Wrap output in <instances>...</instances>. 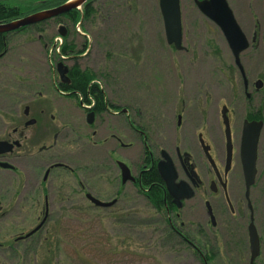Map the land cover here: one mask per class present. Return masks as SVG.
<instances>
[{
  "label": "rangeland",
  "instance_id": "1",
  "mask_svg": "<svg viewBox=\"0 0 264 264\" xmlns=\"http://www.w3.org/2000/svg\"><path fill=\"white\" fill-rule=\"evenodd\" d=\"M58 1L62 0H0L3 4L19 7L28 16L42 13L43 10L50 8L52 2ZM227 1L234 9L242 29L247 30L258 22L264 25V0ZM88 4L96 10V14L92 19V15L87 19L81 14L82 26L77 24L72 27L66 23L35 28L31 26L25 31L8 35V53L5 60L0 62V66L4 63L10 67L13 66L11 74L14 75V79L12 87L4 88L0 84V106H8L12 112L10 116L14 119V127H17L16 122L18 126L21 125L24 110L28 106V102L26 103L22 97V83H32L35 85L32 90L43 93L51 100L57 95L55 86L59 81L58 66L60 64L68 69L73 64H80L83 69H91L93 74L99 75L100 82L102 79L106 80L107 91L111 98L121 99L131 107L138 104L148 114L151 112L153 115L158 114L159 117L170 116V101L173 102L178 91L175 67H178L179 73L187 75L188 83H191L193 89H197L196 79L199 81L206 79L210 84H216L219 74L217 72H215L216 76L212 74L216 69V63H214L216 56L210 43L215 42L212 34L218 36L220 32L212 21L200 13L193 0H181V6L186 43H201V49L195 50L194 54L192 52L191 56L195 58L199 52L198 57L205 59L196 66L195 71H190L185 66L187 63L185 60H191V56L170 51L166 42L159 0H88L75 10L83 13ZM62 27L70 32V39L77 45V49L83 48L84 44L89 42L92 44L91 52H86L83 48L85 53L82 57L81 54L79 55L81 60L61 59L55 45L58 47L61 45L60 29ZM83 27L89 31L87 38L82 36L85 33ZM222 39L224 40L223 37ZM216 42H220L218 37ZM216 48L219 52H223L219 46ZM226 48L225 57L222 58L229 63L231 53L228 47ZM85 58L88 59L85 61L83 60ZM144 59H155L158 69L164 71V74H158L154 81L148 80L150 77L144 76L146 69L142 68L143 70L139 72V65L143 64ZM202 64L204 66H201ZM165 69L170 72L168 80L165 78L167 73ZM189 73H199L204 76H191ZM229 90L223 80L217 91L221 96H228ZM11 96L13 97L10 98ZM59 105L63 107L56 108L61 109V112L67 111L68 122L80 128L83 139H77L78 143L75 145H70V142L59 143L56 152L47 155L39 150L45 143L52 144L53 138L50 132L49 135L46 131L41 134V126L30 129L32 132L31 141H28L30 143L17 152L23 155L25 153L23 151L28 150L34 159L23 158L18 161L16 167L19 171L16 174L6 172V175H12L14 178L12 189L15 195L11 200L14 213L8 220V223H13L14 236L22 231L28 232L37 226V218L40 213L43 214L44 207L42 204L40 208L34 207L33 187L44 175L42 173L44 163L59 160L76 168L77 171L74 174L55 171L54 177L49 180V188L52 192L50 222L48 228L41 232V238L48 231L55 233L60 239L63 237L67 240L70 236L69 245L65 243L64 253L58 264H204L195 256L196 250L194 251L192 246L186 245L178 238L167 236V227L163 218L165 214H156L139 189L131 183L126 185L125 194L119 198V203L111 208L95 207L87 199L86 195L90 193L95 198L108 202V197L114 193L107 188V182H105L107 180L103 176L105 174L99 172L100 167L96 168L99 163L105 164L104 160L110 146H95L85 139L91 133V130L86 129L85 109H73V107H65L64 104H57ZM31 106L32 112L37 113L34 104ZM4 116V113H0V120ZM162 128L160 122L157 131L159 132ZM158 143L155 146L157 150L165 147L166 144L168 147L171 145L164 141ZM142 152V144L134 146L133 151H126V158L132 160L133 165L130 166L136 174L141 168ZM27 182L30 199H18L16 192L21 195ZM81 184H84V189ZM195 200L189 202L188 206L197 205L193 204ZM8 202L10 201L7 200ZM132 213L135 216L129 217L128 214ZM122 216L125 219L123 222ZM197 219L202 223L205 235L220 230L223 231L224 236H227L234 228L230 216H226L221 227L216 229L206 225L201 207L198 209ZM248 223V221L244 222L246 226ZM2 224L8 227L5 222ZM259 224L262 230L264 218H260ZM227 237L231 238V236ZM40 241L33 242L29 246L33 248L28 256L25 254V247L11 256L1 255L0 264H37L35 260L39 257L37 248L38 243L41 244ZM226 241L218 240L215 243L211 235L207 238L196 237L191 240L194 245L202 249L203 253L216 255L210 264H237L239 260L247 263L246 254L235 247L234 237L231 241L226 238ZM27 244L28 242L26 247Z\"/></svg>",
  "mask_w": 264,
  "mask_h": 264
},
{
  "label": "flooded vegetation",
  "instance_id": "2",
  "mask_svg": "<svg viewBox=\"0 0 264 264\" xmlns=\"http://www.w3.org/2000/svg\"><path fill=\"white\" fill-rule=\"evenodd\" d=\"M198 1L203 2L206 0ZM193 2L196 5V0H193ZM232 11L233 13L235 12L233 8ZM200 13L204 15L201 11ZM235 18L237 20L236 16ZM215 27L220 33L218 36L214 33L212 34L215 42L210 44L214 48L216 56L214 58L216 69H214L212 74L214 76H216L215 72L219 74L216 84L212 85L206 79L200 81L196 79L198 82L197 89H193L191 83H188L187 75L184 72V74L179 73L178 67H175L178 91L173 102L170 101L169 117L166 115L159 117L158 114L153 115L151 112L148 114L138 104L131 107L126 105L121 99L111 98L107 91L106 80L102 79L100 82L98 79L99 75L93 74L91 69L87 70L96 77L92 85L98 84L104 97V108L101 111L97 109V100L92 95L88 96L87 101L76 90L63 91L62 89L69 85V80L65 83L60 79L55 86L57 95L51 100L43 93L37 92V94L32 90L35 87L32 83H22V97L26 103L28 102V106L24 110V118L20 126L16 122L17 127H14V119L10 116L12 112L8 109V106H0V113L5 114L4 118L0 120V142L18 143L20 145L17 146L16 144L11 152L0 154V164L5 163L11 167L2 168L0 166V256L8 257L14 252L19 253L20 248L25 247L24 245L30 238L42 231L41 228L28 237L42 223L45 217L47 219L50 218L52 192H50L49 180L54 177L55 171H61L66 174H74L77 171L76 168L59 160L51 161L53 163H44L42 167L44 175L33 187V199H35L33 200V205L40 208L42 204V207H44L43 214L40 213L37 218L38 224L32 230L28 232L22 231L14 236L13 223H8L14 213L11 204L12 196L15 195L12 189L14 178L12 175H6V172L16 174L19 171L16 167L18 161L23 158L34 159L28 150L23 151L25 152L23 155L17 152V150L23 149L25 145L30 143H28L32 138L30 129L41 126V134L46 131L48 132L47 135H49L50 132L53 138L52 144L45 143L39 150L47 155L56 152L59 143L70 142V145H75V143H78L77 139H83L80 128H76L68 122L69 114L67 111L61 112V109H57L63 107L61 105L57 106V104H64L65 107L85 109L87 112L85 124L86 129L91 130V133L85 139L89 143H93L95 146H110V150H107V156L104 160L105 164L99 163L96 167H100L99 172L105 174L103 176L107 180L105 181L107 182V188L114 192L112 196L108 197V202L116 201L115 205H117L119 198H122L125 194L126 185L131 183L137 187L141 183V178L145 172L156 169L159 175L158 165L164 161L163 152H166L176 170L177 183H184L193 190V196L189 199L181 200V207H178L162 180L167 192V200L171 204L168 215L170 226L182 239L187 240L197 250L200 247L191 242L196 237L207 238L211 235L215 243L218 240L227 242L226 238L231 241L232 237H234L235 247L238 251L245 253L246 258H248L247 263L239 260L237 264H264V228L261 230L259 227L260 218H264V25H260L258 22V24L256 23L247 30L242 29L240 26L246 37L247 47L239 54L238 58L231 51L221 29L217 25ZM82 36L87 38L88 34ZM182 36L183 48L181 50L167 43L171 52H182L191 56L192 52L194 54L196 53L195 50L201 49V43H186L184 24ZM217 37L220 42H216ZM4 38L6 40L0 53V62L5 60V56L8 53V36H4ZM216 46H219L223 52H219ZM207 47L209 48V46ZM226 47L231 53L229 63L226 62L225 58H222L223 56L225 57ZM83 48L90 53L92 44L88 42V44H84ZM199 55L198 52L197 57L191 56V60H185L187 61L185 66L190 71L197 70L196 66L205 61L204 58H199ZM87 59L83 60L86 61ZM143 61V64L139 65V72L146 69L144 76L146 78L150 77L148 80L154 81L158 74H164V71L158 69L155 59H144ZM78 65L80 66V64ZM74 66L76 64L71 65L69 70ZM201 66L204 65L202 64ZM160 68L163 67L160 66ZM81 69L83 68L81 67ZM12 70L13 66L10 67L7 63L0 66V84H2V87H12L14 79V75L11 74ZM167 70L165 69V72ZM169 73H166V79H169ZM189 74L191 76H204L199 73ZM223 80L230 89L227 93L228 96H221L217 91ZM222 103L223 105H221ZM32 104H34L37 113L32 112ZM48 110H55L54 112L56 113ZM26 112H29V114L26 115ZM30 120L34 122L31 124L30 122L32 121ZM160 122L163 128L158 132L157 127ZM255 123L262 124V128L256 149L255 181L251 185L247 196L244 165V130L249 127L250 138L248 137L247 143L249 153L250 139L255 134L253 131ZM10 125L12 127L9 128L8 126ZM39 133L36 134L39 135ZM161 141L170 143V147L166 144L165 147L157 150L155 146ZM139 144L143 145V152L141 168L139 173L136 174L130 166L132 160L126 158V151H133L134 146ZM121 163L128 166L135 179L134 181L124 182L122 171L119 167ZM14 177L19 178L20 176ZM81 185L82 189H84V184ZM25 186L21 195L16 192L18 199H30L28 182ZM7 200L10 202L7 203ZM194 200L196 202L193 204L197 205L189 207V202ZM200 207L205 215L206 225H210L214 229L221 227L223 219L225 221V217L230 216L233 220L234 228L230 231V235L227 236H231V238L224 236L223 231L221 232L220 230L215 231V233H208L207 231L208 235H205L204 227L197 219ZM245 221L249 222L247 226L244 224ZM1 222H5L9 228L4 227ZM252 223L255 225L259 236V254L254 259L249 236V226ZM232 231L234 232L233 234ZM245 242L247 243L246 245Z\"/></svg>",
  "mask_w": 264,
  "mask_h": 264
},
{
  "label": "water",
  "instance_id": "3",
  "mask_svg": "<svg viewBox=\"0 0 264 264\" xmlns=\"http://www.w3.org/2000/svg\"><path fill=\"white\" fill-rule=\"evenodd\" d=\"M73 0L70 2L65 3L60 7H56L53 9H49L43 11L42 13H37L32 16L24 17L20 20L0 24V33H11L13 31H19L22 28H26L29 26H33L42 22H46L50 19L62 16L63 14L67 13L68 11L74 10L82 6L88 0H80L75 3H72ZM196 5L198 9L215 25H217L221 31L223 32L227 43L235 56H239L241 52H243L247 47V40L246 37L237 22L234 13L228 3L227 0H206L200 2L196 0ZM159 8L163 19L164 24V31L166 41L169 45H174L178 50H181L182 43H183V23H182V10L180 0H159ZM61 36L66 35V28L62 27L60 29ZM58 73L61 77L62 82H67L69 80L68 68L60 64L58 66ZM29 112H26V115ZM34 121L30 122L31 124ZM262 128V124H254V136L250 139V146H249V153L247 150V143L249 135V127H246L244 130L245 140H244V147H245V154H244V165H245V181H246V188H247V196L249 195V191L251 185L255 181L256 176V149L259 139V134ZM248 134V135H247ZM20 146L18 143H8V142H0V154L11 152L15 145ZM230 148V147H229ZM164 161L158 165V172L161 179L164 181L167 190L170 196L174 199V203L181 207V200L189 199L193 196V190L189 188L184 183H177V173L170 160L168 154L163 152ZM2 168H11L9 165L2 163L0 164ZM119 167L122 171V176L124 182L134 181V177L131 174L130 169L125 164H119ZM87 199L98 208L108 209L115 205L116 201L113 202H103L97 198H95L91 194H87ZM48 215V212H47ZM47 217L42 221V223L33 231L29 236L37 232L41 229ZM249 236H250V243H251V250L253 259L256 258L259 254V236L256 230L255 225L252 223L249 226Z\"/></svg>",
  "mask_w": 264,
  "mask_h": 264
},
{
  "label": "trees",
  "instance_id": "4",
  "mask_svg": "<svg viewBox=\"0 0 264 264\" xmlns=\"http://www.w3.org/2000/svg\"><path fill=\"white\" fill-rule=\"evenodd\" d=\"M68 1L69 0H62L60 2L59 1L52 2L50 4L51 6L49 9H51V7L55 8L59 5L60 6L64 5ZM45 10H48V9H45ZM83 14H84V18H87V19H89V17L92 15L91 16V19H92L93 15L96 14V10H94V8H92V6L90 7L88 4L86 8L83 10ZM26 16L28 15L25 14L19 7L9 6V5H6L0 2V24L14 22ZM79 22H81L80 12L77 10H71L55 19L33 25V27L34 28L39 27V26L43 27L44 25L48 26L49 24H60V23H66L69 26L75 27V25L79 24ZM28 28L26 27V28L20 29L19 31H13L11 32V34L25 31ZM83 29L85 33L89 34V31L87 28L83 27ZM8 35H10V33H0V53L2 52V47L4 46V42L6 40L4 36L6 37ZM82 49L83 48L77 49V45L70 39V33L68 32L67 35L64 37V42L61 47V52H62L61 55L69 60L70 59L80 60L82 55L85 53ZM77 50H80V51H77ZM80 54H81V57L79 56ZM68 76H69L70 83L69 85L65 86L62 89L63 91L76 90L80 94H82L84 100H87V101H88V96L92 95L97 100V103H96L97 109L101 111L102 108H104V97L102 96V92L99 89V85L98 84L92 85V83L95 82L96 80V77H94L92 73H90L87 69H81V67L78 64H76V66H74L71 70H69ZM137 187L139 189V192L147 199L151 208L154 210L156 214H159V213L165 214L164 215L165 217L163 216V218L165 219L164 221L167 227L166 229V231L168 232L167 236L170 238L171 237L178 238L181 240V242L185 243L186 245L187 244L190 245L187 242V240L182 239L181 236H179V234L170 226L168 215H169V208H171V204L167 200L166 189L156 169H151L149 172H145L141 178V183H139ZM128 216L133 217L135 216V214L134 213L130 215L128 214ZM124 220L125 219L122 216V222ZM49 222H50V218L46 220L44 226L41 229L42 231H44L45 228H48ZM41 232L39 234L36 233L34 237L30 238V240L27 241L28 242L27 247H26V244L24 245L26 249L25 251L26 256L29 255L30 250L33 248V247L29 248V246L33 242L36 243L42 240L40 241L41 244L38 243L39 247L37 249L39 251L38 252L39 257L38 259L35 260V263L37 262V264H58L60 260L62 259L65 243L69 245L70 240H68V238L70 239V236L67 238V240L63 237L62 239H60L58 235H56L53 232L48 231V232H45L44 234L45 237L43 236V238H41V235H42ZM194 251L196 254L195 256H197L200 260H202L201 262L204 264H210L216 256L213 254H210V255L205 254L202 252V249H198V250L194 249ZM16 258L23 259L20 257H16Z\"/></svg>",
  "mask_w": 264,
  "mask_h": 264
},
{
  "label": "bare ground",
  "instance_id": "5",
  "mask_svg": "<svg viewBox=\"0 0 264 264\" xmlns=\"http://www.w3.org/2000/svg\"><path fill=\"white\" fill-rule=\"evenodd\" d=\"M77 1H80V0H73L72 3H75V2H77Z\"/></svg>",
  "mask_w": 264,
  "mask_h": 264
}]
</instances>
